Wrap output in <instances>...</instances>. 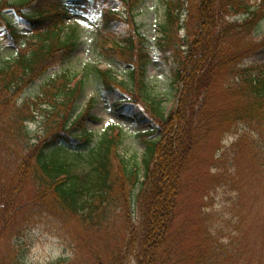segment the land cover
Instances as JSON below:
<instances>
[{
  "label": "trees",
  "instance_id": "16d2710c",
  "mask_svg": "<svg viewBox=\"0 0 264 264\" xmlns=\"http://www.w3.org/2000/svg\"><path fill=\"white\" fill-rule=\"evenodd\" d=\"M12 1L0 2V18L5 26L8 23L7 39L18 49L11 62H5L0 52V240L23 236L34 228L64 231L75 257L57 264H123L126 254L134 264H264L254 246L238 242L248 236L241 231L230 245H221L207 213H200L201 223L196 226L184 222L190 230L187 235L175 228L184 194H199L200 184L214 179L201 169L206 132L218 128L220 133L242 123L262 125L264 132V74L253 75L244 63L245 58L255 59L264 67V41L256 44L252 39L264 20V0H164L166 17L159 24L158 45L164 60L175 64V82L181 85L177 107L169 114L152 99L144 80L148 41L136 20L141 0H99L106 11V29L114 30L121 21L113 9L117 2L133 27L117 37L105 58L119 67L141 62L139 78L135 69L129 71L138 94H131L132 85L118 82L110 71L98 75L108 90L122 89L139 104L133 113L136 123L149 127L140 135L146 149L141 165L136 157L127 160L120 155L126 137L121 128L110 126L94 142V134L85 127L93 119V105L76 115L86 83L72 86L66 76L43 88L60 111L57 121L45 137H30L28 125L36 123L37 115L21 98L49 69L63 65L75 53L79 34L74 28L65 33V18L82 0ZM217 2L221 11L242 16V22L214 24ZM8 10L23 19L28 33L8 22L4 15ZM182 30L184 38L179 34ZM213 73L220 79L219 97L203 80ZM206 118L209 124L203 122ZM249 138L241 137L236 144L239 150L245 145L251 149ZM249 152L255 160H264L263 152ZM119 203L129 221L138 219L123 238L113 230L111 216Z\"/></svg>",
  "mask_w": 264,
  "mask_h": 264
},
{
  "label": "rangeland",
  "instance_id": "374dc122",
  "mask_svg": "<svg viewBox=\"0 0 264 264\" xmlns=\"http://www.w3.org/2000/svg\"><path fill=\"white\" fill-rule=\"evenodd\" d=\"M22 1L24 0H15L14 3H21ZM217 4V13L215 5L213 6L214 24L220 20L227 23L241 22L242 16L221 11L220 4L218 2ZM165 7L164 0H141L136 20L141 33L148 41L145 52L149 56V64L146 67L144 78L147 90L152 94V99L160 102L163 111L169 114L177 107L181 85L175 82V64L163 59L157 45V38L160 37L159 24L165 22ZM115 8L119 12L123 10L121 6ZM74 10L75 12L65 22L67 27L71 26L79 34V44L75 53L63 65L49 69L48 73L38 83L30 87L23 96V102L32 105L37 115L36 123L28 126L31 132L30 137L34 139L45 137L48 128L57 121L56 113L60 112L59 109L53 107V101L50 98L51 93L44 94L43 88L52 82L60 81L62 76L71 79L73 85L82 80L86 86L76 110L77 114L81 113L86 109L88 103L94 100L91 111L94 118L85 124L86 129L94 134V142L109 126H122V130L126 132V137L120 148V155L127 160L136 157L141 165L145 149L139 134L144 132V129H139L134 124L133 113L138 108L136 107L137 104L133 106H125L124 104L125 107H123L122 112H119L118 108L114 106L118 104L117 102H128L127 94L120 89V93L112 92L110 96L103 85V79L96 73L97 68L111 70L119 82L122 80L128 85H132L130 86L131 94H138L133 91L135 85L129 80V67L118 69L114 63L105 59L103 53V47L110 46L118 36L126 33L127 29L125 28L128 26H116L113 31L114 36L111 37L106 31L104 33L106 41L102 43L101 28L99 31L102 23L100 18L102 10L99 2L97 0H83L74 5ZM6 15L16 26L22 30L25 29L21 18L15 12L9 11ZM88 18H94L99 22L96 24L98 25L97 30ZM193 29H195L194 25H192ZM5 30L0 25L1 57L6 60L5 62H11L16 51L10 41L6 40ZM192 32L196 33L197 30ZM179 34L181 38H184L185 31H181ZM189 38L191 37L189 36ZM252 39L256 44L264 41V20L252 32ZM127 54L130 52L127 51ZM134 55L135 53H133ZM260 62L248 58L244 60L253 75L264 73V67ZM140 64L141 62L136 63V68H139L138 65ZM203 80L205 83H210L209 90L216 97H219L221 91L218 89L217 83L220 84V79L215 73L209 78L205 74ZM212 101L211 99L208 102L211 103ZM207 118L206 122H203L209 124L210 120ZM199 126L197 125V128ZM217 131L218 128L210 134L206 132L208 138L204 139L202 142L204 148L200 149L203 156L201 169H204L205 173L214 178L213 182L201 183L199 187L201 192H196L199 194H194V192L184 194L181 214L176 221L175 228L181 232L187 231V233L184 232L187 235L190 230L188 231V226L184 222L187 221L189 226H196L201 223L200 213H207L210 229L215 233L221 245H230L232 238L239 234L238 231H241L248 236L237 241H241L243 247L246 243L254 246L259 258L264 261V160H255V154L249 152L252 150L255 153H264L262 125L254 126L249 123H242L233 129H224L220 133H216ZM243 136L250 137L246 142L251 149H247L245 145L241 149L243 151L239 150L240 145L236 144ZM252 141H257L259 146H253ZM143 176L144 172L142 171L141 178ZM123 210L124 208L119 203L116 212L112 210L111 213L112 218H114L112 220L113 230L118 231V237L121 238L138 224L136 216L131 217L129 221V217L123 213ZM194 237H196V232L192 231L191 239L193 240ZM8 240H0V264H57L60 261L73 260L75 257V251L72 248L73 243L64 231L50 233L43 227L34 228L23 236L11 237ZM8 246L11 250L13 249L12 252H9ZM103 257L108 262L107 255ZM123 261V264H134L128 254L124 256ZM88 262V264H92L90 261Z\"/></svg>",
  "mask_w": 264,
  "mask_h": 264
}]
</instances>
